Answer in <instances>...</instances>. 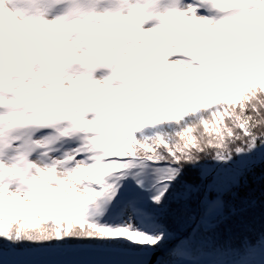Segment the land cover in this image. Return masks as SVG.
<instances>
[{
    "label": "snow or ice",
    "instance_id": "snow-or-ice-1",
    "mask_svg": "<svg viewBox=\"0 0 264 264\" xmlns=\"http://www.w3.org/2000/svg\"><path fill=\"white\" fill-rule=\"evenodd\" d=\"M249 178L264 0H0V264H264Z\"/></svg>",
    "mask_w": 264,
    "mask_h": 264
},
{
    "label": "trees",
    "instance_id": "trees-1",
    "mask_svg": "<svg viewBox=\"0 0 264 264\" xmlns=\"http://www.w3.org/2000/svg\"><path fill=\"white\" fill-rule=\"evenodd\" d=\"M187 88L188 86L185 85ZM188 91H191L189 88ZM186 179L189 182H194L197 179V173L194 169L189 168L187 170ZM251 199H255L258 203L256 208L249 207L245 204V201H250ZM230 204H232L236 210L237 215L233 216L229 221V227L233 230H239L245 224H251L254 220H260L264 222V184H259L254 182L251 178H249V183L247 187H241L239 190V198L236 200H232L230 197L228 198ZM230 214V209L226 210ZM84 244L90 243H117V241L110 242H83Z\"/></svg>",
    "mask_w": 264,
    "mask_h": 264
},
{
    "label": "rangeland",
    "instance_id": "rangeland-1",
    "mask_svg": "<svg viewBox=\"0 0 264 264\" xmlns=\"http://www.w3.org/2000/svg\"><path fill=\"white\" fill-rule=\"evenodd\" d=\"M188 89H189V86H188V88L186 86H184V90L185 91H188Z\"/></svg>",
    "mask_w": 264,
    "mask_h": 264
},
{
    "label": "water",
    "instance_id": "water-1",
    "mask_svg": "<svg viewBox=\"0 0 264 264\" xmlns=\"http://www.w3.org/2000/svg\"><path fill=\"white\" fill-rule=\"evenodd\" d=\"M85 245H88V244H85ZM37 255H40V254L38 253ZM157 255H159V254H157Z\"/></svg>",
    "mask_w": 264,
    "mask_h": 264
}]
</instances>
